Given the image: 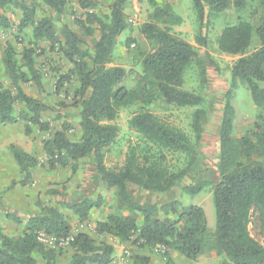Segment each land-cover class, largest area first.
<instances>
[{
  "label": "trees",
  "instance_id": "1",
  "mask_svg": "<svg viewBox=\"0 0 264 264\" xmlns=\"http://www.w3.org/2000/svg\"><path fill=\"white\" fill-rule=\"evenodd\" d=\"M127 1L114 0L109 14L101 16L87 10L94 5L92 1L78 0L80 8L87 11L83 20H76V24L86 36L92 35L94 29L98 31V39L92 51H88L82 48L80 38L68 26L63 25L58 34L50 18L36 16L37 3L62 14L66 0H34V3L0 0V27L9 28V19L3 12L15 9L20 13L18 29L31 28L30 47L23 49L20 61L12 45L8 44L4 50L2 62L10 87L0 86V124L20 120L37 126L40 131L49 129L41 116L56 112L55 108L27 96L21 87L32 82L42 90L41 75L35 66V48L41 42L48 43L71 65V70L59 77L56 90L71 80V75L76 78L74 95L78 98L81 135L76 141L70 140L67 133L72 127L64 121L60 130L43 141V155L48 168L71 166L72 174L78 162L91 158L95 169L93 179L116 190L117 208L106 220L97 223V234L111 236L121 243L134 238L139 248H164L165 256L172 251L195 260L213 251L224 258L221 264H264V237L259 244L248 231L251 212L256 210L264 236V87L261 86L264 85V0H249L256 4L259 12L255 23L239 20L224 27L217 38L220 53L238 57L230 67L228 89L223 95L218 177L215 182L202 181L184 188L186 193L194 195L205 186L211 187L215 212L212 233L206 227L205 214L199 206L181 207L176 201L160 206L137 203L128 194L129 185L149 193H167L197 169L208 114L203 95L184 88V76L194 68L200 91L208 78L205 61L196 48L171 32L182 19L172 11L170 4L157 5L151 1L154 11L149 21L139 27L150 46L141 56V73L133 88L121 86L127 72L110 64L116 40L127 28L124 13ZM232 3L237 11L246 7V0H233ZM192 5L199 23L194 42L205 48L207 39L202 33L205 5L210 13L218 14L231 4L229 0H192ZM253 36L257 45L248 52ZM239 85L250 92L257 115L251 130L233 138L235 111L232 100ZM156 103L190 110L189 131L170 125L153 113L150 108ZM15 104L23 106L17 116L14 115ZM131 107L134 112L127 126L138 140L128 145L122 166L110 170L105 166V154L119 135V128L113 122L121 109ZM56 119L62 116L57 113ZM29 125L25 126L26 134L31 131ZM9 152L24 185L31 179V169L38 166L39 161L14 145L9 146ZM79 197L76 195V202L61 203V206L82 222L88 220L92 209L103 203L100 196L94 200ZM123 210L127 213L123 214ZM7 217L21 223L18 217ZM38 233L56 241L71 238L68 244L72 254L65 264H110L112 261V245L96 242L85 233L70 235L66 216L57 206H47L39 214L27 218L20 236H7L0 229V264H36V255L46 264H52L56 253L38 242ZM133 264H149V259L137 256Z\"/></svg>",
  "mask_w": 264,
  "mask_h": 264
},
{
  "label": "rangeland",
  "instance_id": "2",
  "mask_svg": "<svg viewBox=\"0 0 264 264\" xmlns=\"http://www.w3.org/2000/svg\"><path fill=\"white\" fill-rule=\"evenodd\" d=\"M24 1L34 3V0ZM89 1H92L94 5L87 10L103 16L109 14L110 6L114 0ZM151 1L157 5L164 3L171 5L172 11L182 19L180 25L171 28V32L192 44L205 61L208 78L205 88L200 91L194 68L185 74L184 88L203 95L208 116L199 147L201 159L196 170L191 171L182 182L167 193H149L136 187H129L128 194L137 203L160 206L176 201L181 207L199 206L204 211L206 227L212 233L215 230V212L211 187L205 186L200 193L194 195L186 193L184 188L202 181L215 182L218 177V133L223 95L228 89L230 67L238 57L220 53L217 49V38L224 27L234 25L239 20L255 23L259 12L258 9L256 10V4L249 0H246V7L241 11H237L232 3L233 0H229L231 4L229 8L218 14L210 13L205 5L202 33L206 36L207 45L203 48L194 42L199 23L192 0H128L124 8L127 28L116 40L110 64L125 69L127 76L121 86L127 89L135 86L138 75L141 73V56L150 47L140 34L139 27L149 21V16L154 11ZM87 10L80 8L78 0H66L62 14H57L37 3L36 16L38 19L41 17L50 18L58 34H60V28L63 25L68 26L80 38L82 48L92 51V46L98 39V31L94 29L92 35L86 36L76 24V20H83ZM3 15L9 19L10 26L6 29L0 27V86L10 87L2 62L4 50L8 44L12 45L16 58L20 61L23 49L30 47L31 28L22 31L18 29L20 18L18 10H6ZM256 45L255 36H253V44L248 52L256 48ZM35 55V66L41 75L42 90H38L32 82L25 83L21 87L27 96L54 107L56 112L43 113L41 116V120L49 126L47 131H40L37 126L20 120L13 124H0V229L3 234L11 237L20 236L28 217L39 214L43 207L57 206L68 220L71 227L70 235L85 233L94 238L96 242L104 241L113 246L114 253L110 264H133V260L137 256L147 257L149 264H221L224 258L217 256L213 251H208L195 260H189L172 251H169L165 256V252L157 248L153 250L139 248L137 244H134V238L127 243H121L111 236L97 234V223L106 220L107 216L117 208L116 190L106 188L101 182L93 179L95 169L91 158L78 162L74 174L71 173V166L50 169L46 165L42 151L43 141L49 139L55 131L60 130L64 121L72 127L67 133V137L72 141L78 140L81 135L80 110L76 106L78 98L74 93L77 81L73 75L70 77L71 80L63 83L59 91L56 90L59 77L71 70V65L64 59L60 51L50 48L46 42H41L38 48H35ZM261 86L264 87V85ZM61 104L65 106L61 107ZM232 106L235 111L232 136L239 138L251 130L257 115V109L253 104L250 92L244 85H239L234 91ZM22 109V105L15 104L14 115L17 116ZM150 110L170 125L189 131L190 110L175 109L157 103ZM133 112L134 108L132 107L121 109L113 122L119 128V135L105 154V166L110 170L122 166L128 145L136 143L138 140L127 126V121ZM57 113L62 116V119H56ZM26 125H29L31 129L29 134L25 133ZM10 145L22 149L39 161V165L31 169V179L24 185L21 184L22 176L9 152ZM76 195L92 200L100 196L103 204L99 208L92 209L88 220L81 222L72 212L61 206V203L76 202ZM122 213L126 214L127 212L123 210ZM7 215L18 217L21 223H15ZM248 231L254 240L259 244L263 243V226L256 210L251 212ZM47 245L48 249L56 253L52 264L68 262L72 254L69 244L60 245L59 242H47ZM35 260L36 264H46L37 255Z\"/></svg>",
  "mask_w": 264,
  "mask_h": 264
},
{
  "label": "built area",
  "instance_id": "3",
  "mask_svg": "<svg viewBox=\"0 0 264 264\" xmlns=\"http://www.w3.org/2000/svg\"><path fill=\"white\" fill-rule=\"evenodd\" d=\"M37 240L38 242L42 243L44 246H48L47 242H59L60 245H67L71 240V238L69 237L66 240L56 241L54 238L48 237L44 233H38ZM157 249L161 250L162 252H165L164 248H157Z\"/></svg>",
  "mask_w": 264,
  "mask_h": 264
},
{
  "label": "crops",
  "instance_id": "4",
  "mask_svg": "<svg viewBox=\"0 0 264 264\" xmlns=\"http://www.w3.org/2000/svg\"><path fill=\"white\" fill-rule=\"evenodd\" d=\"M129 187H133V186L129 185ZM129 187H128V188H129Z\"/></svg>",
  "mask_w": 264,
  "mask_h": 264
}]
</instances>
